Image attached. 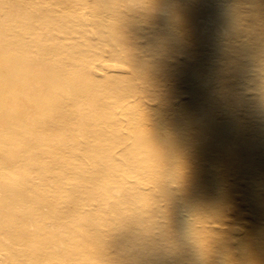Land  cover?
Wrapping results in <instances>:
<instances>
[{
  "label": "rangeland",
  "instance_id": "obj_1",
  "mask_svg": "<svg viewBox=\"0 0 264 264\" xmlns=\"http://www.w3.org/2000/svg\"><path fill=\"white\" fill-rule=\"evenodd\" d=\"M123 5L121 11L115 0H0V47H9V66L14 58L21 63L28 58L22 81L26 99L28 89L44 88L32 116L42 139L16 121L0 135V163L13 154L25 159L13 160L21 167L3 175L22 171L42 190L37 196L28 192V206L40 210L15 236L3 223H18L23 216H0V264H264V146L254 155L238 143L245 137L264 144V102L238 105L233 98L264 91V66L218 69L210 78L213 92L200 86L181 90V97L200 103L186 109L166 107V94L146 97L149 84L131 78L142 89V107L160 102L146 105L140 110L145 117L135 121L117 98L119 24L137 35L135 53L153 61L160 55L146 46L150 30L168 33L183 15L156 16L145 0H124ZM220 6L253 23L264 37V0ZM167 50L173 54L171 46ZM164 56L173 69L183 70L185 55L179 62ZM180 72L175 70L178 79ZM243 78L248 87L241 84ZM59 89L64 95L57 94ZM63 97L65 102H59ZM206 99L210 102L203 107L213 111L200 130L189 116L200 114ZM200 134L204 140L194 141ZM220 134L231 135L236 144ZM157 142L168 150L158 152ZM31 144L43 149L44 172L28 164ZM235 154L239 161L232 159ZM61 183V191L54 192ZM47 200L57 203H41Z\"/></svg>",
  "mask_w": 264,
  "mask_h": 264
},
{
  "label": "bare ground",
  "instance_id": "obj_2",
  "mask_svg": "<svg viewBox=\"0 0 264 264\" xmlns=\"http://www.w3.org/2000/svg\"><path fill=\"white\" fill-rule=\"evenodd\" d=\"M129 1L131 0H128V2ZM248 1L254 4L258 3V0H187L188 3L184 2L182 4L180 0H145V3L148 5L146 8L156 16L168 14V12L176 14L175 16L183 15V22L179 24V26H175L168 33L167 31L154 32L153 29L150 30L153 34L152 37H147L143 33H139V35L147 37L146 46L149 50L160 55V57H158L159 60L153 61H146L144 58H140L137 52L135 53L133 40L137 38V35L126 32V25L120 22L116 34L117 37L114 39V44L117 45L118 51L116 59L118 63H120V65H118L119 71H117L119 74L118 83H120V86H118L117 98H119L122 103L121 107L125 109L126 114H128L131 119L139 121L141 118L143 119L145 117L144 114H141L140 110L143 111L145 109L144 107L149 105V103H145L143 107L141 106L142 89L133 83L131 78L135 80L139 79L149 84L146 90L148 93L144 92L147 94L146 97L154 93L158 94V96L161 94L162 97L166 94L170 97V100L167 101L170 105L166 107L186 109L187 107L193 108L192 105H198L200 103L198 100H186L181 97V90L186 87L192 90V87L200 86L207 89L209 93L213 92V88L210 87L213 80L210 78L214 76L218 69H223V67H228L231 70L262 69L264 66V49L262 47L263 45H261L264 42L263 32L247 19L236 17L232 13L229 14L220 6V2L226 4L235 2L238 5H244ZM123 3L124 0H115V4H117L116 7L121 11L122 6H124ZM261 14L264 16V7H262ZM122 23L124 24L123 26ZM147 23L152 26L154 22L151 23V21L147 20ZM247 34L250 35V37L246 38ZM254 35H260L261 37L254 40L252 38ZM168 46H171L173 54L167 52ZM165 52L170 56V59H174L176 62L180 61L181 54L185 55L184 67L181 66L183 70H179L176 67L173 69L170 64L168 65L165 63L163 60ZM8 57H10L9 47H0V135L8 132L11 126L10 123L16 121V125L18 122L24 124L23 128H27V130L30 129L31 132L36 134L35 137L37 139H42V134L39 133L38 127L35 126L37 121L32 122V120H34L33 117L36 114V107L33 104L35 102H40V104H42L44 88L36 84L37 87L35 89H28L27 91L30 96L27 100L24 95V93L26 94V90H24V93L22 91V88L25 87L22 81L24 75H26V68L28 66L26 61L28 58L26 57L22 62L24 63V70L22 69V72H19L17 69L21 68V60L14 58L13 66L10 68ZM143 67L151 68L150 72H141L140 70L145 69ZM175 70L181 71L180 79L175 75ZM78 77L79 76H76L75 78L77 79ZM242 80L241 84H243L244 87H248L245 83L246 79L243 78ZM174 81H177L179 85ZM11 88L16 89L14 93L15 96L9 93ZM255 90L258 91V89ZM57 94L64 95V92L59 89ZM233 98L236 99L238 105L248 104L249 102L255 105L263 104L264 91H258L256 93L251 92L247 95L234 96ZM63 99L64 97L60 98L59 102H65ZM224 101L226 104L229 103L227 99H224ZM209 102V99L202 102L199 107L200 114L189 116V120H192L194 127L199 124V126H197L200 130L204 118L212 116L211 111L213 110H207L203 107L205 103ZM12 105L13 107L15 106V119L10 118L13 108ZM153 105H149L148 107ZM159 105L160 102H156L155 106ZM211 120L214 119L211 118ZM236 127L241 128L239 124ZM220 137H228L231 145L236 144L231 135L224 136L220 134ZM193 139L196 142L204 140L201 134L197 137L195 136ZM238 143L246 152L255 151L254 155L261 153L259 148L264 146L263 143H258L253 139H247L245 137H239ZM31 145L33 146V144ZM39 146L40 145L36 147L33 146L31 148V153L28 156V164L32 165V169L38 167V169L44 172L46 167L44 160L45 155L42 151L43 149L38 148ZM156 148L160 153H165L166 150H168L167 145L163 142H157ZM183 148L186 149V147ZM223 151L224 150H221V152ZM248 154L246 155L247 157L251 156ZM232 159L234 161H239L237 154L233 155ZM13 160H17L15 162H20L25 159L24 157L21 158L13 154V156H5L0 163V216L17 215L19 219L23 216L22 221L19 220L18 223L11 221H5L3 223L5 226L4 229L12 236H15L18 229L23 230L22 227L25 225L24 221L28 220L30 214L33 211L40 210L39 207L32 208L31 205L28 206L30 201L28 192L34 190V195H41L42 190L38 186H32V183L28 182L30 181L28 180L30 175L22 174V171H20V176H8L9 179L7 181L8 177L3 174L5 172L8 174L10 169H14L13 167H21L20 164L13 165L15 163ZM31 174L35 176L36 171H33ZM196 174L198 175L199 173ZM88 180L89 179L81 178L82 182ZM97 181L99 182L98 179ZM109 186L110 184H107L104 188H109ZM56 188L54 192L61 191L63 184H57ZM41 203L55 205L57 202L56 200H47ZM16 207L18 210L22 211L18 212V210L15 209ZM220 212L221 211H214L212 214L218 215ZM200 244L199 242V252L205 255ZM188 248L189 250L187 252H190L192 246L188 245Z\"/></svg>",
  "mask_w": 264,
  "mask_h": 264
}]
</instances>
